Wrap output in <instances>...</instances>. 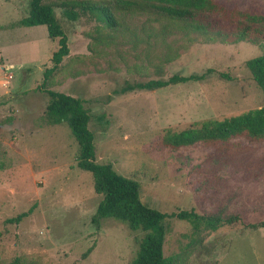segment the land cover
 <instances>
[{"label":"rangeland","instance_id":"obj_1","mask_svg":"<svg viewBox=\"0 0 264 264\" xmlns=\"http://www.w3.org/2000/svg\"><path fill=\"white\" fill-rule=\"evenodd\" d=\"M30 0H0V264H130L141 232L114 219L91 222L102 196L77 167L79 146L64 123L46 119V90L82 101L90 116L95 161L139 187V200L168 217L163 253L169 264H264V140L238 137L172 149L174 132L264 105L245 62L264 43L208 42L154 20L122 13L115 0H43L52 5L69 54L49 75L58 39L45 26L21 27ZM228 10L264 15V0H212ZM106 6L108 28L90 11L75 21L62 4ZM214 31L233 30L215 18ZM166 30V31H165ZM203 76L155 91L118 93L127 83ZM193 210L205 219L235 218L216 230L178 220ZM18 224L8 219L23 213ZM219 222V221H217Z\"/></svg>","mask_w":264,"mask_h":264},{"label":"trees","instance_id":"obj_2","mask_svg":"<svg viewBox=\"0 0 264 264\" xmlns=\"http://www.w3.org/2000/svg\"><path fill=\"white\" fill-rule=\"evenodd\" d=\"M115 9L122 13L151 12L154 20L166 21L169 26L194 33L205 41H218L225 44H236L249 41L253 44L264 43V15L251 14L237 10H228L212 0H115ZM64 15L75 21L82 11H90L108 28L118 27V22L110 12L109 7L97 6L89 2H67L62 4ZM215 18L224 22L230 28L226 31H214L208 19ZM18 26H45L50 39H58V50L52 55L54 66L46 70L51 74L68 56L67 37L57 21L52 5L43 0H30L28 15L20 20ZM165 30V31H166ZM256 86L264 96V54L245 62ZM203 76L179 77L172 76L167 80H150L147 82L127 83L118 92L125 94L133 91H155L170 85L201 81ZM49 97L46 107V119L51 125L66 124L79 146L77 167L92 175L93 190L102 196L96 213L91 222L98 225L102 219H114L127 225L133 232H141L142 237L137 242L138 250L130 264H169L163 253L165 239L164 221L168 217L155 209L142 204L139 200L138 185L118 175L111 164H99L95 161L93 134L88 128L90 116L80 99L64 93L46 90ZM246 137L251 140H264V105L258 109L247 111L241 115L223 120H204L196 122L186 129L174 132L165 131L162 145L172 149L193 146L198 143L215 144L228 142L233 138ZM28 213L8 219V224H18ZM175 217L191 224L194 233L201 224L210 230H216L219 225H229L235 218L226 220L205 219L193 210L180 211ZM219 221V222H217ZM253 229L263 228L264 221L250 226ZM1 237V234H0Z\"/></svg>","mask_w":264,"mask_h":264}]
</instances>
